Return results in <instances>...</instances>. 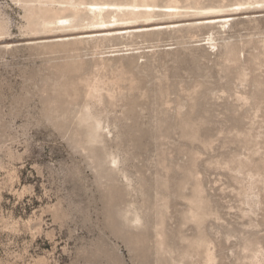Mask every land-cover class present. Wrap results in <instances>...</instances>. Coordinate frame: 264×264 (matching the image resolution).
Returning a JSON list of instances; mask_svg holds the SVG:
<instances>
[{
	"label": "rangeland",
	"instance_id": "obj_1",
	"mask_svg": "<svg viewBox=\"0 0 264 264\" xmlns=\"http://www.w3.org/2000/svg\"><path fill=\"white\" fill-rule=\"evenodd\" d=\"M0 264H264V0H0Z\"/></svg>",
	"mask_w": 264,
	"mask_h": 264
},
{
	"label": "bare ground",
	"instance_id": "obj_2",
	"mask_svg": "<svg viewBox=\"0 0 264 264\" xmlns=\"http://www.w3.org/2000/svg\"><path fill=\"white\" fill-rule=\"evenodd\" d=\"M121 6V5H120ZM123 6V5H122ZM99 7H97V9H98ZM96 9V10H97ZM134 10V9H133ZM99 11V10H98ZM111 20H113V16H111ZM59 21V20H58ZM117 20H113V21H110L109 23H113V22H116ZM100 24H102V25H104L105 24V22H101ZM114 31V30H113Z\"/></svg>",
	"mask_w": 264,
	"mask_h": 264
}]
</instances>
